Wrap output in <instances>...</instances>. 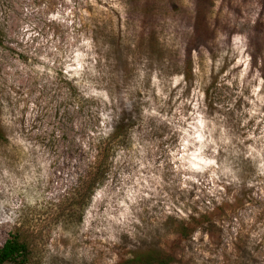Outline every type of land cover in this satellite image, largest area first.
<instances>
[{"label": "rangeland", "instance_id": "rangeland-1", "mask_svg": "<svg viewBox=\"0 0 264 264\" xmlns=\"http://www.w3.org/2000/svg\"><path fill=\"white\" fill-rule=\"evenodd\" d=\"M0 41V247L264 264V0H0Z\"/></svg>", "mask_w": 264, "mask_h": 264}, {"label": "trees", "instance_id": "trees-1", "mask_svg": "<svg viewBox=\"0 0 264 264\" xmlns=\"http://www.w3.org/2000/svg\"><path fill=\"white\" fill-rule=\"evenodd\" d=\"M2 41H0V44ZM120 126L117 125L109 135L108 142L118 137ZM108 146V144H107ZM108 147L101 146V151L96 158L89 180V186L93 188L101 181L105 172L107 158L109 156ZM186 235V233H182ZM31 250L29 242L20 232L11 233L6 242L0 247V264L14 262L17 264H27L30 260ZM173 257L162 254L159 250H148L136 253L131 262L135 264H171Z\"/></svg>", "mask_w": 264, "mask_h": 264}]
</instances>
